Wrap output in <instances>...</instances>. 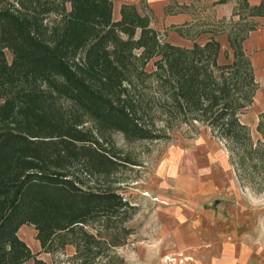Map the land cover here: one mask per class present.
I'll use <instances>...</instances> for the list:
<instances>
[{
	"label": "trees",
	"instance_id": "obj_1",
	"mask_svg": "<svg viewBox=\"0 0 264 264\" xmlns=\"http://www.w3.org/2000/svg\"><path fill=\"white\" fill-rule=\"evenodd\" d=\"M113 13L111 0H8L0 9V264L36 259L19 236L23 226H34L50 253L61 233L134 209L116 191H96L79 177L118 166L82 130L87 120L130 140L159 139L132 81L139 58L160 57L158 78L175 113L206 123L238 149L251 144L239 117L257 91L247 34L229 36L234 61L220 65L214 39L192 49L161 43L134 5L123 6L120 21ZM52 16L61 18L49 23Z\"/></svg>",
	"mask_w": 264,
	"mask_h": 264
},
{
	"label": "rangeland",
	"instance_id": "obj_2",
	"mask_svg": "<svg viewBox=\"0 0 264 264\" xmlns=\"http://www.w3.org/2000/svg\"><path fill=\"white\" fill-rule=\"evenodd\" d=\"M192 1L198 20L192 33L212 31L229 38L264 28V0ZM133 5L151 18L159 41L167 42L147 1ZM123 6L114 2L121 18ZM7 7L8 0H0V9ZM226 7L232 15L220 19L219 11ZM66 9L71 11L70 3ZM60 18L52 16L49 23ZM231 54L226 55L230 63L219 64H232L233 50ZM6 59L12 63L10 51ZM159 60L139 58L132 77L159 139L130 140L118 131H101L91 120L82 127L115 155L118 166L108 174L79 178L96 191H116L134 209L61 233L46 253L49 264H264V74H255L253 102L239 115L251 144L238 149L206 123L174 112L158 78ZM60 102L66 109L71 106ZM18 126L11 128L18 131ZM36 234L34 226L23 227L37 256L24 264H46L40 260L44 253L33 245Z\"/></svg>",
	"mask_w": 264,
	"mask_h": 264
},
{
	"label": "crops",
	"instance_id": "obj_3",
	"mask_svg": "<svg viewBox=\"0 0 264 264\" xmlns=\"http://www.w3.org/2000/svg\"><path fill=\"white\" fill-rule=\"evenodd\" d=\"M114 2H121L123 5L138 4L142 0H111ZM151 11L154 13V17L158 20V28L162 31L167 32V42L182 48L192 49L194 45H204L212 39L220 43V55L218 62L220 64L230 63L226 59V55L231 54L232 49L229 43L228 35H218V32L212 31H200L190 32L192 28L197 27V19L193 14L192 0H146ZM177 9V11L175 10ZM231 8H221L219 18L223 19L232 15L229 11ZM114 17L117 20L121 19L120 10L114 8ZM189 29V30H183ZM243 48L247 56H249L251 63L254 67L255 74H264V28L257 27L256 30L249 33V36L243 43ZM232 55V54H231ZM25 227V226H23ZM23 227L19 231V236L24 240L27 245L31 248L30 243L23 236ZM190 231H194L195 226L188 227ZM37 236V234H36ZM35 236V237H36ZM181 239V236H179ZM179 239V240H180ZM33 245L42 251L40 242L35 241ZM245 250V249H244ZM245 252V251H244ZM224 257L218 258L219 262H222ZM46 264L52 262L49 254L44 253L43 257L40 258ZM236 264V261L234 262ZM247 264V263H246Z\"/></svg>",
	"mask_w": 264,
	"mask_h": 264
}]
</instances>
